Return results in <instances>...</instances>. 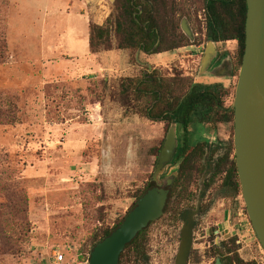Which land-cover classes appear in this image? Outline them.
I'll list each match as a JSON object with an SVG mask.
<instances>
[{"label": "rangeland", "instance_id": "374dc122", "mask_svg": "<svg viewBox=\"0 0 264 264\" xmlns=\"http://www.w3.org/2000/svg\"><path fill=\"white\" fill-rule=\"evenodd\" d=\"M174 3L178 32L183 34L180 23L185 20L192 35L190 53H194L207 42L204 0ZM113 4L108 0H0V35L7 50L0 64V95L13 96L16 109L15 123L0 124V203L4 206L0 228L10 231L3 246L9 251L0 254V264H43L54 250L62 251L66 261L76 256L86 261L95 234L112 229L151 179L156 150L161 149L168 128L146 119L132 100L122 99L120 82L151 70L166 79L185 78L176 58L184 54L169 51L158 59L139 53L140 64L132 59L136 53L90 54L89 25H105ZM216 49L231 62L236 60L235 43H216ZM91 67L97 69L95 73ZM198 70L192 73L193 81ZM232 73L225 87L207 82L206 75L196 83L201 88L222 86L225 103L232 106L236 66ZM190 120V147L215 139L228 146L230 124L212 129L198 124L196 115ZM177 138L181 145L180 127ZM200 189L198 180L193 199ZM21 196L27 201L25 207L18 202ZM7 197H13L14 203L9 205ZM203 200L201 206L208 211L195 230L193 247L201 264L214 261L204 252L215 231L218 241L236 239L242 260L264 264V252L241 196L224 198L211 189ZM189 201L181 208L188 207ZM172 225L180 228L181 223L162 221L149 230L150 250L155 252L149 264H173Z\"/></svg>", "mask_w": 264, "mask_h": 264}, {"label": "trees", "instance_id": "16d2710c", "mask_svg": "<svg viewBox=\"0 0 264 264\" xmlns=\"http://www.w3.org/2000/svg\"><path fill=\"white\" fill-rule=\"evenodd\" d=\"M175 6L174 0H115L113 12L105 25H89L90 53L121 50L132 55L139 52L151 56L191 45L189 39L178 32V23L174 21ZM204 12L206 40L214 43L226 41L235 43L237 50L234 64L239 71L245 41V0H204ZM6 53V40L1 34L0 64L5 61ZM132 59L136 61V58ZM225 92L222 86L201 88L200 85L193 83L191 77L162 78L156 70L121 80V98L126 99L128 103L130 99L134 106L141 107L146 119L151 122L165 123L166 129L175 123L177 129L180 127L183 131L182 145L174 158V162H179L177 176L168 190L164 213L180 211L181 205L194 197L192 188L206 169L202 160L207 145L201 143L190 147L187 142L192 115H196L198 123L209 125L212 129L217 125H231L228 146L222 155L211 161L213 170L205 182V188L207 191L215 189L219 196L224 198L236 199L241 196L233 155V109L231 105L228 106L225 103ZM13 102V96L0 95V124L15 123L16 109ZM159 152L160 148L156 150V155ZM214 154V150L210 151L209 158H213ZM152 185L149 181L145 188L138 192L128 212ZM24 198L21 196L18 202L25 207L27 201ZM6 202L10 205V202L14 203V198L7 197ZM3 207L0 203V216ZM125 216L118 220L112 229L95 234L93 245L119 227ZM9 233L8 229L0 228V254L9 251L3 247L6 246L5 241H9V238L5 237V235L9 236ZM144 233L145 230L139 232L135 239L124 248L119 255V264L129 262L128 256L131 254L136 258H144L145 252L142 245ZM235 240L232 238L225 242L224 253L214 249L215 253L222 256V264H256L239 257Z\"/></svg>", "mask_w": 264, "mask_h": 264}, {"label": "water", "instance_id": "95a60500", "mask_svg": "<svg viewBox=\"0 0 264 264\" xmlns=\"http://www.w3.org/2000/svg\"><path fill=\"white\" fill-rule=\"evenodd\" d=\"M108 1L114 3L115 0ZM245 3L244 52L232 103L233 149L246 215L264 252V0H245ZM180 28L192 42L191 31L185 20L181 21ZM217 54L216 43L208 40L197 77L193 81L195 85L199 78L205 76ZM138 56L139 52H136L135 58L140 64ZM144 65L151 70L149 64ZM230 67L232 69V65ZM231 78L229 75V80ZM177 148V125L172 123L165 134L151 175L150 182L153 185L134 204L122 224L93 245L86 264H119V255L124 248L139 232L163 215L168 190L162 188L160 177L164 175ZM176 176V169L165 176V186H171ZM191 246L190 226L184 225L177 255L178 264L186 263ZM214 264L222 262L217 258Z\"/></svg>", "mask_w": 264, "mask_h": 264}, {"label": "flooded vegetation", "instance_id": "af4514ba", "mask_svg": "<svg viewBox=\"0 0 264 264\" xmlns=\"http://www.w3.org/2000/svg\"><path fill=\"white\" fill-rule=\"evenodd\" d=\"M230 64L232 65V67H235L234 61L231 62L227 56H224V55H221V53H218L216 59L213 61V64L209 67L208 72H206V74H204V75H206L205 77L218 76V77H222L224 79H229V75H231V77L233 78V73H232V69L230 67L231 66ZM198 124H200V123H198ZM201 125H203V124H201ZM205 126H207L209 128V125H205ZM201 143L206 144L207 146L205 148V150H206L205 156L202 160V163L206 167V169H205L204 173L202 174L201 178L199 179L200 180V187H201L199 194L197 195V197L195 199L192 198L189 201L190 203H189L188 207L182 208L180 211H177L175 213H173V212L164 213L163 212V215L157 221L150 223L148 225V227L146 229H144L145 233L143 235V240H142V245L144 246V252H145L144 258L143 259L139 258V257L136 258L135 256H133L131 254L128 257L132 263H136V264H149L150 263L151 257L153 256V253H155V252L150 250L149 230L151 229V227L153 225H155L156 223H160L162 221L168 222L169 224L170 223L176 224L179 222L181 223L180 228H176V225L169 226L170 230H173L172 236H170V241L173 242V244L175 245V251H173L174 252L173 264H178L177 263V255H178L179 246H180V243L182 240V230H183L184 225L190 226V235H191V239H192V246H191L190 252L187 256V260H186L185 264H190V263L191 264H201L202 263L201 256L197 255V253L194 252V248H193L194 247V240H195V238H194L195 230L197 229V227H199V223H200L201 219L204 218V215L208 211L204 206H201L202 203L206 202L203 199L206 195V192H208L206 190V188L204 191L202 187H205V182H206L207 178L209 177V175L212 173L213 163L211 161L215 157L222 155L224 153L226 147H224V145H222L221 143L217 142L216 139L214 142L213 141H211V142H199L197 144H201ZM181 145L179 144V141H178V148ZM196 145H194V146H196ZM161 147H162V145H161ZM178 148H177V150H178ZM177 150H176V152H177ZM212 150L215 151L214 157L209 158L210 157L209 153ZM175 155H176V153H175ZM175 155H174L173 159L171 160V162L166 166V171H165L164 175L160 177V181H162V186H163L162 188H164L166 190H169V188L171 186H169V187L165 186V181H164L165 176L170 175L175 169L177 170L178 166H179V162H177V161L174 162ZM233 155H234V151H233ZM156 163H157V161H156ZM174 178H176V177H174ZM203 191L205 193H203ZM193 201H194V205L192 204ZM214 235L217 236L216 231L214 232ZM216 236H214L213 241L211 243H209L208 250L206 252H204L205 254L207 253V255L210 258H212V257L214 258V261L211 264H214L215 260L217 258H219L220 261L222 258V256L220 254L215 253L214 249L219 250L221 253L225 252L224 244L226 241L225 242L218 241ZM161 242H159V243H161Z\"/></svg>", "mask_w": 264, "mask_h": 264}, {"label": "built area", "instance_id": "2783aa9c", "mask_svg": "<svg viewBox=\"0 0 264 264\" xmlns=\"http://www.w3.org/2000/svg\"><path fill=\"white\" fill-rule=\"evenodd\" d=\"M226 42H219V44L227 43ZM204 46L205 44L202 43L201 45L197 46L194 53H190L192 46L189 47H183L181 48L180 52H182L184 55L177 56V61L180 64V69L185 71L186 76H193V72L198 70L200 66V62L203 56L204 52ZM189 59L188 61H186ZM43 264H86V261L82 262L78 259V256L71 258L69 261L65 260V255L60 250H54L52 251L50 257L47 258V261Z\"/></svg>", "mask_w": 264, "mask_h": 264}, {"label": "crops", "instance_id": "0c3cea01", "mask_svg": "<svg viewBox=\"0 0 264 264\" xmlns=\"http://www.w3.org/2000/svg\"><path fill=\"white\" fill-rule=\"evenodd\" d=\"M227 43H228V42H227ZM230 43H233V42H230ZM181 48H183V47H181ZM181 48L176 49V50H175V54L179 53L180 50H181ZM112 51H121V50H111V53H113ZM90 54H91V53H90ZM151 56H154V55H151ZM155 56H157L158 59H162V58H161V57H162V54H158V55H155ZM92 57H94V55H92ZM176 58H177V57H176ZM88 69H90L89 66L87 67V70H88ZM96 70H97V69L93 70L92 67H91L90 72L95 73ZM181 76H183V75H181ZM185 76H186V73H184V76H183V77H185ZM186 77H191V76H186ZM186 77H185V78H186ZM207 79H208L207 82H210V83H211V82H212V83H221L224 87L227 86V84H229L230 81H231V80H229V79H224V78H222V77H218V76L207 77ZM213 80H214V81H213ZM217 81H219V82H217Z\"/></svg>", "mask_w": 264, "mask_h": 264}]
</instances>
